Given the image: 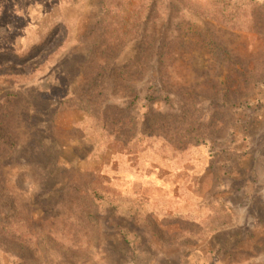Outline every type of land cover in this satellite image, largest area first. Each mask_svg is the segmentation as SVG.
<instances>
[{"label": "rangeland", "instance_id": "1", "mask_svg": "<svg viewBox=\"0 0 264 264\" xmlns=\"http://www.w3.org/2000/svg\"><path fill=\"white\" fill-rule=\"evenodd\" d=\"M1 52L0 264H264V0H0Z\"/></svg>", "mask_w": 264, "mask_h": 264}, {"label": "trees", "instance_id": "2", "mask_svg": "<svg viewBox=\"0 0 264 264\" xmlns=\"http://www.w3.org/2000/svg\"><path fill=\"white\" fill-rule=\"evenodd\" d=\"M3 56L9 58L12 55L9 52H4V54L1 52L0 53V60H2ZM93 93H94V91H93ZM14 97L21 99V96L19 94L15 95ZM90 97L86 98V100H84V103H89V107L93 108L92 105H95V100L93 98L91 99ZM17 103H19V101L16 102L15 100H6V101H2L0 103V149L1 150L2 149L7 150L10 148L12 149L15 147V145L17 143V142H14L15 136H14V133L11 132L14 127L12 129H10L11 125L5 124L6 123L5 122L6 116L11 114L9 112V108H10L9 105L10 104L16 105ZM29 107H30V104H29ZM28 109H30V108H28V106H27L26 109L22 110L21 117L24 120H27L28 122H34V123L39 125V121H37V118L40 117L41 114L37 110H31V109H30V111L32 114H30ZM8 125H10V128ZM36 132L41 133V131H39V130H36ZM35 137H37V136H35ZM88 198H89L91 203L96 201L97 198H100L101 200H103V197L100 196V194H98L97 192H91L87 196V199ZM97 214H98V212H97ZM97 214H93V215L98 216ZM118 228H120V232L123 234L124 239L128 243L131 244L133 241H136V239L138 238L137 234L133 230L129 229V227L125 223L118 225Z\"/></svg>", "mask_w": 264, "mask_h": 264}]
</instances>
